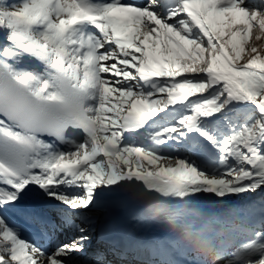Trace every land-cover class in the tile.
I'll use <instances>...</instances> for the list:
<instances>
[{
  "label": "snow or ice",
  "instance_id": "snow-or-ice-1",
  "mask_svg": "<svg viewBox=\"0 0 264 264\" xmlns=\"http://www.w3.org/2000/svg\"><path fill=\"white\" fill-rule=\"evenodd\" d=\"M0 264H264V0H0Z\"/></svg>",
  "mask_w": 264,
  "mask_h": 264
},
{
  "label": "bare ground",
  "instance_id": "bare-ground-1",
  "mask_svg": "<svg viewBox=\"0 0 264 264\" xmlns=\"http://www.w3.org/2000/svg\"><path fill=\"white\" fill-rule=\"evenodd\" d=\"M119 199L124 202L122 206L109 208L107 211L101 209L98 210V214L102 218L107 215L114 224L116 223L115 225L118 228L132 232L137 236L150 238L152 235L156 234L153 230L146 229L137 223L134 218L135 215L145 207L143 202L127 195H122ZM60 239L62 240L64 237L62 236Z\"/></svg>",
  "mask_w": 264,
  "mask_h": 264
},
{
  "label": "rangeland",
  "instance_id": "rangeland-1",
  "mask_svg": "<svg viewBox=\"0 0 264 264\" xmlns=\"http://www.w3.org/2000/svg\"><path fill=\"white\" fill-rule=\"evenodd\" d=\"M209 203H211V202H209ZM115 224H116V223H115ZM135 226H136V225H135ZM125 227H126V226H125ZM125 227H124V228H125Z\"/></svg>",
  "mask_w": 264,
  "mask_h": 264
}]
</instances>
